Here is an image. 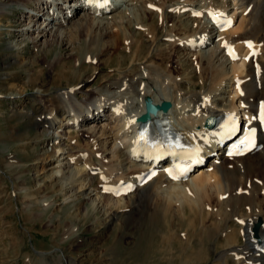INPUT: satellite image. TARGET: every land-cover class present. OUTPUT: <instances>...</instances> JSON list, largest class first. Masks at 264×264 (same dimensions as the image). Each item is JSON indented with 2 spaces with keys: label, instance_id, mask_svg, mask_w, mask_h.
Returning <instances> with one entry per match:
<instances>
[{
  "label": "bare ground",
  "instance_id": "1",
  "mask_svg": "<svg viewBox=\"0 0 264 264\" xmlns=\"http://www.w3.org/2000/svg\"><path fill=\"white\" fill-rule=\"evenodd\" d=\"M129 1L136 0H108L110 3L104 8L91 0H17L0 6V11L4 7L17 5L23 9L22 15L24 18L28 15L26 20L29 22L25 29L18 30L21 34L19 37L32 41L39 48L69 39L66 35L72 29L65 24L70 23L78 11L85 10L82 26L100 30L106 39L112 40L110 46H116L120 33H123L124 41L129 44L128 48L126 45L128 53L132 52L135 59L142 61L137 64L138 70L111 84L109 93L119 90L111 97L83 91V80L79 81L81 77L74 69L59 71L58 75L60 72L64 76L69 75L65 80L69 79L70 83L55 95L38 90L42 102L34 104L32 110L29 109L32 112L26 110L29 127L37 135L53 129H68L65 132L71 136L68 148L73 151L82 147V138L80 135H71L72 129L85 127L89 118L93 119L90 124H98L103 117V109L106 104H110V125L98 127L89 126L88 123L86 130L92 137L93 145L88 162L96 158L103 159L105 153L121 165L105 166L104 163L109 159L106 156L103 164H89V173L93 169L101 171L97 174L98 185L93 187L89 178H83L86 171L83 169L88 162L81 169L73 168L71 164L73 160L77 164L78 159L83 160L85 154L78 150L77 158L76 155L69 156V160L65 159L68 161L64 160L66 163L56 164V172L62 174V180L74 181L72 191H76V188L80 189L79 193L87 191L85 195L93 198L94 210L103 213L106 224H114L117 217L123 214L131 224L142 214L158 218L163 223L162 229L166 230L161 235L162 247L167 242L174 244L175 240L179 243L178 248L161 257L169 264H264V254L260 249L264 241V131L260 124L261 105H264V0H212V4L210 2L206 6V3H202L200 8L192 0H163L161 6L165 7L164 10L157 4L158 1L139 0L136 2L138 8H133V16L128 7L123 9ZM160 11L164 17L159 22L163 23L168 47L186 51V61L190 65L194 64L195 69L200 68L196 78L191 72H186L187 65L183 66V76L177 78L175 67H168L170 64L176 65L177 57L171 58L170 53H162L160 49L156 52L153 50L158 42L159 28L158 25H148L144 18L147 14L156 15ZM194 12L208 16L209 12H222L233 24L222 30L209 16L213 23L207 24L202 31L197 28L193 34H187L191 29L188 25L190 21L202 16H196ZM178 17L183 20L180 26L176 24ZM134 23L142 30H147L144 36L151 43V48L142 49L144 40L140 41L127 33ZM110 29H116L117 34L111 32L109 35ZM247 41L254 44V49L247 47ZM225 44L228 48H225ZM231 48L236 52V57L229 54ZM253 51L257 54L252 55ZM46 61L50 71L63 64L62 58L51 61L46 58ZM72 79L79 82L71 83ZM238 85L244 92L243 96ZM16 94L9 98H18L23 93L20 91ZM126 94L132 95L128 98L130 100L121 96ZM146 97H151L156 104L163 101L173 103L168 115L174 121V130L184 142L186 150L192 154L189 169L179 180L168 177L172 162L166 145L160 146L155 152L141 140L140 124L135 120L145 112ZM44 98H48L47 102ZM45 109L54 115L53 120L44 118ZM162 115L159 113L153 119H161ZM227 116L238 118L245 129L258 131L255 149L244 157H228V146L217 140L211 129L204 128L208 119ZM51 139L58 140V137L53 136ZM45 141L47 139L42 140L41 144L44 145ZM169 142L173 143L172 140ZM48 157L54 158L55 155L50 154ZM17 162L20 160L14 158L12 163ZM124 162H128L124 167L135 162V165L140 164L128 171L130 168L125 170L122 166ZM52 165L53 162L46 166ZM152 169L156 170L155 176L143 184V179ZM127 185H131L132 190L125 194L120 190ZM108 188L110 191H106ZM76 196L79 199L81 194ZM75 216L79 218L80 213ZM68 226L65 238L77 232L73 224ZM177 226L178 236L172 237ZM182 231L186 233L183 235L184 241L180 235ZM50 254L54 256L32 258L29 264H82L65 253L63 256L55 252Z\"/></svg>",
  "mask_w": 264,
  "mask_h": 264
},
{
  "label": "rangeland",
  "instance_id": "2",
  "mask_svg": "<svg viewBox=\"0 0 264 264\" xmlns=\"http://www.w3.org/2000/svg\"><path fill=\"white\" fill-rule=\"evenodd\" d=\"M16 1L0 0V6L3 7L6 3H15ZM20 1L23 2V0ZM137 1L139 0L129 1L123 9L128 7L127 9L133 16V8H138ZM155 1H158L159 6L163 4V0ZM192 1L194 5H197V8H200L204 3L206 6L210 2L212 4V0ZM162 6L161 9L164 10L165 7ZM22 12L23 9L18 5L4 7L0 11V263L29 264V260L32 258L37 259L41 256L51 258L54 254L51 255L50 253L55 252L61 256L64 255L63 253L72 256L82 264H169L167 260L165 262L161 257L178 248L179 243L175 240L174 244L171 245L167 242L165 247H162L161 235L166 230L162 229L163 223L159 222L158 218L142 214L135 218L131 224L123 214L117 217L118 219L115 220L114 224H106V217L103 216V213L95 212L92 203L93 198L85 195L87 191L79 193V188L72 191V188L75 187L74 181L62 180V174L56 172V166L66 163L65 161L69 160V156L76 155L77 158L78 150H82L81 152L85 156H82V161V158L78 159V164L73 160L77 165L71 161L73 168L79 167L81 169L85 166L84 163L88 162L93 145H91L92 137L88 135L86 129L88 123L93 119H87L86 126L83 128L72 129L71 135H80L82 138L80 139L82 147L73 151L68 148L71 143L70 134H65L68 129H53L48 133L37 135V132L29 127V121L26 119V110L32 112L30 110L34 104L42 102V97H39L38 94L39 89L45 90V94L55 95L58 90L66 88L70 83L68 82L69 79L65 80L69 75H62V70L69 72L74 69L73 71L78 72L77 75L81 77L79 81L83 80L81 85L83 91L89 90V92L111 97L119 92V90H115V93H109L111 84L120 81L132 71L138 70L139 65L137 64L142 61L135 59L132 52L128 53L126 45L128 48L129 44L124 41L123 33H120L119 44L117 43L119 46L117 44L110 46L112 40L106 39L100 30L82 26L85 10L78 11L73 20L65 24L73 30H70L66 35L69 39H65L62 43L51 42V44L40 48L35 47L32 41L19 37L21 34L18 30L25 29L28 21L26 20L28 15L24 18ZM161 12L156 13V15L147 14L144 18L145 23L158 25L159 28L158 42L153 50L156 52L157 49H160L162 53H170L171 58L177 57L176 65L170 64L168 66L169 68L175 67L177 78L183 76L184 65L188 66L186 72H191L196 78L197 73H200V68L195 69L194 64L190 65L186 61V51L178 47H168L166 32L162 29L163 23L162 21L159 22L163 16V12ZM202 16L204 22L199 21L203 19ZM202 16L200 19L194 18L193 20H197L195 22L190 21L188 25L191 29L187 34H193L197 28L202 31L207 24L213 23L208 15ZM182 21L180 17L176 18L178 26ZM202 23L204 24L202 25ZM75 24H77L78 29H76ZM135 24H132L127 33L130 36H136L140 41H142L141 39L144 40L142 49L151 48V43L144 36V32L147 30H142ZM115 30L110 29L108 34L111 35V32L117 34ZM15 36L16 38H14ZM45 57L48 61L62 58L63 64H59L55 70L50 71ZM25 63L27 64L26 67L23 66ZM146 65H150V63ZM59 71H61L60 75H58ZM59 79L60 81H57ZM77 81L72 79L71 83H77ZM20 91L23 93L20 97L9 98L11 95H18L16 92ZM119 95L120 93H118ZM121 96L126 98L125 100H130L128 98L132 95ZM46 99L48 98H44V100ZM109 106L110 104H106L102 111L103 117L98 121V124L94 122L93 125L92 122V124L89 123V126L110 125L112 121L109 119ZM49 114L45 109L44 118L51 121L54 119V115ZM40 130L43 131L42 128ZM53 136L58 137V140L51 139ZM46 139L47 141L42 145L41 141ZM50 154H54L55 157L49 158ZM105 156L110 157L104 153L102 158L104 159ZM14 158H18L20 162L13 164ZM66 158L68 160H65ZM103 159H92V162L103 164L105 162ZM107 160L104 163L107 167L120 164L115 161L116 159L109 158ZM51 162L54 165L46 166L47 163ZM92 162H88L86 166L88 169L86 167L83 169L86 170L83 174L86 177L83 176V178H89L93 187H96L99 182V175L97 176V174H100L101 171L100 169H93L89 173V164L91 165ZM125 163L128 162H124L123 167ZM135 164L136 162L124 168L125 170L130 168L128 170L130 171L140 163ZM66 172L69 173V171ZM79 194L81 196L78 199L76 195ZM124 206L123 203L122 207ZM78 212L80 213L79 218L75 216ZM69 224H73L77 232L74 236L66 237V239L65 233ZM178 230L179 227L177 226L172 237L178 236ZM184 234L186 235L182 231L180 235L183 236ZM181 238L183 240L185 236Z\"/></svg>",
  "mask_w": 264,
  "mask_h": 264
},
{
  "label": "snow or ice",
  "instance_id": "3",
  "mask_svg": "<svg viewBox=\"0 0 264 264\" xmlns=\"http://www.w3.org/2000/svg\"><path fill=\"white\" fill-rule=\"evenodd\" d=\"M108 0H104V3L107 4ZM196 16H201L202 13L199 12H194L193 13ZM209 16L213 19V22L216 23L218 26L220 27H224L225 30L226 28H230L233 24V22L227 18L225 13L222 12H209ZM247 47L249 49H254V44L251 41H247L246 42ZM225 48H228V45L225 44L224 45ZM234 52V50H233ZM233 52H230V54H233ZM257 53L255 51L252 52V55H256ZM247 59V57H246ZM238 90L240 91V95L243 96L244 92L242 90L239 89V85H238ZM260 120L262 123H264V105H261V114H260ZM144 139V135L141 134V140ZM245 148H250L254 145V133L252 135V137H250L247 141H242L241 142ZM186 170H181L177 173H174L172 171L169 172V175L171 176L172 179L176 180L179 179L181 176L184 175ZM132 190V186L131 185H127L125 186V188L121 189L120 191L123 193H127L128 191ZM106 191H110V189H106ZM222 199H225L226 197H221ZM240 223H244L243 221H240Z\"/></svg>",
  "mask_w": 264,
  "mask_h": 264
},
{
  "label": "water",
  "instance_id": "4",
  "mask_svg": "<svg viewBox=\"0 0 264 264\" xmlns=\"http://www.w3.org/2000/svg\"><path fill=\"white\" fill-rule=\"evenodd\" d=\"M146 113L136 120L137 123H147L152 120L153 116L158 115L160 112L168 113L172 109V103L169 101H164L162 104H155L150 97L145 100Z\"/></svg>",
  "mask_w": 264,
  "mask_h": 264
}]
</instances>
